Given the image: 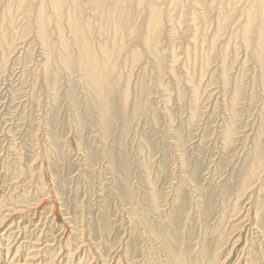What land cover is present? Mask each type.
Instances as JSON below:
<instances>
[{
  "label": "rangeland",
  "instance_id": "rangeland-1",
  "mask_svg": "<svg viewBox=\"0 0 264 264\" xmlns=\"http://www.w3.org/2000/svg\"><path fill=\"white\" fill-rule=\"evenodd\" d=\"M41 1L0 0V264L34 246L37 264H221L239 231L224 264H264V177L238 184L264 163L257 1H159L157 52L140 0H66L60 22L45 4L44 31Z\"/></svg>",
  "mask_w": 264,
  "mask_h": 264
},
{
  "label": "bare ground",
  "instance_id": "bare-ground-1",
  "mask_svg": "<svg viewBox=\"0 0 264 264\" xmlns=\"http://www.w3.org/2000/svg\"><path fill=\"white\" fill-rule=\"evenodd\" d=\"M95 1V3H96V5H97V7L98 8H105V4H104V0H94ZM159 1H161L162 2V0H140V5H142L141 7H143V9H144V12H146V16H147V18H145V19H147V34H146V36H145V39H144V41H147V43L150 41L151 42V50H152V48L153 49H155V51L157 52V50H158V48H160V47H158V45H160L159 44V42H161L162 41V35H161V33H162V31H163V29H164V27H167L168 26V24H169V22H171V17L170 16H168V19L167 18H164L165 20L163 21V10H162V5L160 4V2ZM163 1H165V0H163ZM171 2H170V4H172V3H174L175 5L176 4H178V3H176L177 2V0H170ZM179 1V0H178ZM196 1V0H195ZM249 1V0H248ZM257 1V2H256ZM74 2H76L75 0H74ZM125 2V1H124ZM139 2V1H138ZM222 2V1H221ZM255 2L257 3L256 5H257V9H256V7H255V9H256V11L255 12H250L249 11V14H251L250 16H251V18H260V19H263V23H262V26L260 27V37L262 38V37H264V0H255ZM65 3H66V0H45V1H41V4H39L38 5V18H39V20H40V22H41V25H40V29L41 30H45V27H46V19H45V17H44V9H45V4L47 5L48 4V6H50V7H52V9H53V11H54V14H55V17L59 20V22L61 21V18H62V15H64L65 14V11H64V8H65ZM162 4H163V2H162ZM169 4V3H168ZM231 4V3H230ZM207 5V4H206ZM225 5V4H224ZM252 5V4H251ZM164 6V5H163ZM203 6V5H202ZM135 7V6H134ZM189 7V6H188ZM231 7V6H230ZM252 7V6H251ZM124 8H127V6H125ZM165 8H166V6H165ZM212 8V7H211ZM221 8H223V7H221ZM133 9V8H132ZM188 9V8H187ZM236 9V8H235ZM204 10V9H203ZM207 10H209V9H207ZM212 10V9H211ZM213 10H214V8H213ZM212 10V11H213ZM185 11V10H184ZM216 11V10H215ZM219 11V10H218ZM142 12V11H141ZM202 12V11H201ZM72 13V12H71ZM193 13V12H192ZM195 13V12H194ZM221 13V12H220ZM230 13V12H229ZM144 14V13H143ZM73 15V14H72ZM164 15H165V13H164ZM210 15H212V14H210ZM222 15V19H223V24H222V28L223 27H225V25H227V23L229 22L228 21V18H229V15L226 13V11L224 10V8H223V13L221 14ZM187 16V15H186ZM208 17V16H207ZM71 18H73V16H71ZM143 18V17H142ZM205 18V17H204ZM221 19V18H220ZM230 19V18H229ZM58 20H57V23H59L58 22ZM208 20H209V18H208ZM143 21H145V20H143ZM196 21V20H195ZM221 21V20H220ZM142 22V21H141ZM182 22V21H181ZM249 22V21H248ZM208 23V22H207ZM86 25L87 24H89V23H85ZM171 24H173V23H171ZM206 24V23H205ZM86 25H79V24H75V35H76V37H77V39H78V41H79V43H80V45H81V48H82V50H83V52H84V59H86V61L88 62V64H86V65H89V68H90V71H89V73H91L90 75H92V79H93V81L94 82H96L97 83V85H101L102 84V82H101V78L103 77V76H105L106 75V69H105V65H103L104 64V62H100L99 61V57H97V55H96V52L92 49V47L90 46V43H89V38H88V36H87V34H86V31L88 30V26H86ZM143 25V24H142ZM209 25V24H208ZM221 25V24H220ZM219 25V26H220ZM237 25V24H236ZM248 26V25H247ZM117 31H119V24L117 25ZM221 27V26H220ZM227 27V26H226ZM250 27V26H249ZM59 29H60V31H62L63 30V28H62V25H61V23H59ZM226 29V28H225ZM167 30V29H166ZM194 30V29H193ZM248 30H250V29H248ZM210 31V30H209ZM228 31V30H227ZM165 32H167V31H165ZM195 32V31H194ZM205 32V31H204ZM193 33V32H192ZM171 34H172V32H171ZM174 34V33H173ZM203 34V33H202ZM163 35H164V33H163ZM166 35H168V34H166ZM259 35V34H258ZM161 36V37H160ZM171 36V35H170ZM225 36H227V35H225ZM173 37H174V35H173ZM158 38V39H157ZM161 38V39H160ZM164 38V37H163ZM172 38V37H171ZM161 41H160V40ZM260 39V38H259ZM165 40V39H164ZM166 41V40H165ZM263 42V41H262ZM218 43V42H217ZM161 45H162V43H161ZM191 45V44H190ZM192 47V46H191ZM251 47V46H250ZM162 49V48H161ZM209 49V48H208ZM160 50V49H159ZM111 51L110 50H108V49H106V48H104L103 50H102V54L104 55V57H108V56H110L111 55V53H110ZM154 52V51H153ZM155 52V53H156ZM160 53H162V52H160ZM158 54H159V51H158ZM157 54V55H158ZM160 55V54H159ZM158 55V56H159ZM193 58V57H192ZM110 59V58H109ZM54 65V64H53ZM76 65V64H75ZM87 69V68H86ZM89 70V69H88ZM86 73V72H85ZM91 78V77H90ZM91 79V80H92ZM84 82V81H83ZM87 82H89V81H87ZM92 83V82H91ZM217 85V84H216ZM94 87V86H93ZM215 90V89H214ZM229 131V130H228ZM227 131V132H228ZM233 134V131L232 130H230L229 131V133H227V139H230V137H231V135ZM263 136V135H262ZM44 138V137H43ZM263 138V137H262ZM261 139V138H260ZM264 140V139H263ZM47 141V140H46ZM255 156V155H254ZM264 166V163H262V161H261V163L259 164V160H258V162H253V163H251L250 164V166H248L247 167V169L245 170V172H243V174H242V176H241V182H239L240 181V179L238 180V184H239V187H240V190H245L246 189V187H248V186H250V185H253V187H252V189L253 188H255V187H258V185H259V183H261L262 181V177H264V168H262ZM184 169V168H183ZM174 181V180H173ZM261 181V182H260ZM27 189V188H26ZM250 190V189H249ZM252 191V190H251ZM171 193V192H170ZM252 193V192H251ZM246 194V193H245ZM250 194V193H249ZM253 194V193H252ZM257 194V193H256ZM254 195V194H253ZM253 195H250L249 196V198L251 199V203H253L255 200H254V196ZM173 197V196H172ZM244 197V196H243ZM249 199V200H250ZM251 203H249L250 205H251ZM253 205H251V207H252ZM247 207V206H246ZM254 208V207H253ZM256 208V207H255ZM254 208V209H255ZM251 210H253V209H251ZM250 211V210H249ZM5 213V212H4ZM89 213V212H88ZM250 214V212H248L247 211V215H249ZM246 215V216H247ZM255 215V214H254ZM2 216V215H1ZM245 216V217H246ZM124 217V216H123ZM256 217H259V216H256ZM238 217L236 216V219H237ZM241 218V217H240ZM207 219V218H206ZM212 219V218H211ZM248 219H250V217L248 218ZM247 219V220H248ZM255 219H257V218H255ZM238 220V219H237ZM244 220V219H243ZM261 220V219H260ZM253 221V220H252ZM245 222V221H244ZM247 222V221H246ZM245 222V223H246ZM1 223V222H0ZM29 223V222H28ZM241 223V222H240ZM243 223V222H242ZM244 223V225L243 226H245V225H248V223L247 224H245ZM127 224V223H126ZM252 224V223H251ZM250 224V225H251ZM259 224H261V222H259ZM259 224H257V228H260V226H259ZM125 226V225H124ZM240 226H242V225H240ZM242 226V227H243ZM28 227V226H27ZM14 228V227H13ZM64 228H65V226H64ZM244 228V227H243ZM242 228V229H243ZM253 228V227H252ZM20 229V228H19ZM37 229V228H36ZM67 231V230H66ZM241 231H239V234L237 235V236H239L238 237V239L237 240H235V243H234V245H233V248L231 249V252H229V255L223 260V262H221V264L223 263H226V261H228V259L232 256V254L234 253L233 251H238L237 250V248L240 246V244H241V239H242V233H240ZM242 232L244 233L245 231L244 230H242ZM217 233V232H216ZM261 233V232H260ZM31 234V233H30ZM7 235H8V233H7ZM215 235V234H214ZM244 235V234H243ZM248 235H250V234H248ZM252 235H253V233H252ZM3 236H5V235H3V234H1L0 235V237H1V241H2V238H3ZM65 236V235H64ZM10 237H11V234L9 235V237L5 240L4 238H3V240H5V241H7V242H9L10 241ZM235 237V236H234ZM233 237V238H234ZM245 237V236H244ZM248 237V236H247ZM219 238V237H218ZM217 238V239H218ZM246 238V237H245ZM253 238V237H252ZM63 239V238H62ZM38 240H41L40 238L38 239ZM44 240V239H43ZM55 240V239H54ZM37 243H38V241H36ZM244 242V241H243ZM245 242H247V241H245ZM5 244V243H4ZM41 244V243H40ZM39 244V245H40ZM42 244H44V243H42ZM71 244V243H70ZM81 244V243H80ZM79 244V245H80ZM221 244H222V242H221ZM251 244V243H250ZM223 245V244H222ZM248 245H249V243H248ZM11 246V245H10ZM9 246V247H10ZM45 246H48V247H51V244H49L48 242H46V244H45ZM53 246V245H52ZM67 246V245H66ZM81 246V245H80ZM78 247V248H81V247ZM3 248H5V247H3ZM34 248V251H32L31 253H29L28 252V255L26 256V258L25 259H23V262H21V260L19 259V256H18V254H17V252L15 253V255H14V257L12 258V260H9V251L7 252V254H6V256H5V259H6V263L5 264H37V262L39 261V259H40V255L42 254V252H43V250L44 249H48L47 247H43V248H39V247H37V246H34L33 247ZM62 248V247H61ZM6 249V248H5ZM31 249H32V247H31ZM148 249V248H147ZM223 249V248H222ZM248 249V246L245 244L243 247H242V249H241V256H240V259H241V257L243 256V254L245 253V251ZM264 249V248H263ZM19 250V249H18ZM76 250V249H75ZM7 251V250H6ZM23 251V250H22ZM35 251H39V252H35ZM202 251V250H201ZM117 252V251H116ZM251 253V252H250ZM124 254V253H123ZM248 254V253H247ZM61 255H63V254H61ZM209 255V254H208ZM263 255V254H262ZM66 256V255H65ZM115 256V255H114ZM124 256V255H123ZM204 256H205V258L204 259H206L207 260V258H206V256L207 255H205L204 254ZM217 256V254L215 253L214 254V257H216ZM64 257V256H63ZM182 257V256H181ZM146 258V257H145ZM88 259V258H87ZM239 259V260H240ZM67 260V259H66ZM70 260V259H69ZM182 260V259H181ZM180 259H179V264H185V263H183L182 261H181ZM59 261H61V259L59 260ZM89 261H91V260H89ZM93 261V260H92ZM101 261V260H100ZM242 261V260H241ZM3 263L5 262V261H2ZM36 262V263H35ZM102 262V261H101ZM258 262V261H257ZM75 263V262H74ZM211 263H214L213 262V259H212V262ZM42 264V263H41ZM61 264V263H60ZM89 264V263H88Z\"/></svg>",
  "mask_w": 264,
  "mask_h": 264
}]
</instances>
